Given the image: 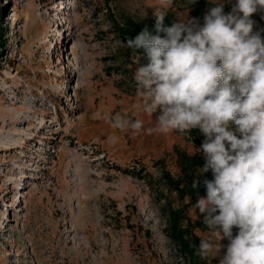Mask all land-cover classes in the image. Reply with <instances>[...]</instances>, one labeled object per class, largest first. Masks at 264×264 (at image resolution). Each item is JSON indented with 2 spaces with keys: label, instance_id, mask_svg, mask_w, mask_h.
<instances>
[{
  "label": "rangeland",
  "instance_id": "rangeland-1",
  "mask_svg": "<svg viewBox=\"0 0 264 264\" xmlns=\"http://www.w3.org/2000/svg\"><path fill=\"white\" fill-rule=\"evenodd\" d=\"M199 1L0 0V146L28 142L23 151L0 152V264H104L107 257V264H187L163 213L184 207L191 223L203 216L160 178L177 175L175 148L203 154L201 144L158 127L159 110L147 107L132 78L135 61L147 59L116 29L164 12L202 26L216 2ZM220 2L231 11L236 0ZM251 18L262 38L264 12ZM14 117L24 121L12 127ZM43 121L51 125L39 132ZM13 130L24 137L14 139ZM193 233L197 248L201 239L219 240L208 229ZM220 243L219 255L203 264H219L228 240Z\"/></svg>",
  "mask_w": 264,
  "mask_h": 264
},
{
  "label": "clouds",
  "instance_id": "clouds-1",
  "mask_svg": "<svg viewBox=\"0 0 264 264\" xmlns=\"http://www.w3.org/2000/svg\"><path fill=\"white\" fill-rule=\"evenodd\" d=\"M215 2L202 26L192 20L168 27L161 14L155 35L145 28L125 45L134 54L144 50L147 64L136 60L132 78L147 107L159 110L158 127L198 128L205 137L198 171L210 170L213 179L204 181L206 197L194 207L219 240L201 239L196 254L215 258L227 239L219 264H264V39L251 18L264 12V0H236L229 13ZM114 123L142 127L139 120Z\"/></svg>",
  "mask_w": 264,
  "mask_h": 264
},
{
  "label": "trees",
  "instance_id": "trees-1",
  "mask_svg": "<svg viewBox=\"0 0 264 264\" xmlns=\"http://www.w3.org/2000/svg\"><path fill=\"white\" fill-rule=\"evenodd\" d=\"M183 1H185L188 6L191 3L200 2L199 0ZM207 12L208 11H206V13ZM162 14H164L163 23L165 26L170 27L174 23H179L172 12H164ZM157 16L159 15L152 18H146L141 21L128 19L122 27H117L116 30L119 34L126 37L127 40L134 39L145 28H147L151 34L155 35ZM202 18L204 19V16ZM261 34L263 35L262 39H264V33L261 32ZM160 35L163 37L164 34L161 33ZM4 41V29L1 27L0 23V53L3 50ZM138 53L144 55V50L139 49ZM187 134L200 144H202L205 138L198 128L190 130ZM175 155L177 175L173 176L168 171H162L160 181L164 183L165 189L170 193H175L180 201L188 198L192 202L196 203L200 197H206V186L204 181L213 179L212 172L209 170L207 173L201 174L198 171L205 164L204 155L201 153L195 152L190 154L186 151L175 148ZM194 181H199V185L195 189L192 187ZM183 208L169 209L167 213H163L166 224V235L179 250L183 259L187 261V264H203L201 257L196 254L197 238L193 233V228L199 230H207V228L203 223V219H197L191 223V221L187 219L184 214L185 211ZM237 231L238 229H233L234 235Z\"/></svg>",
  "mask_w": 264,
  "mask_h": 264
},
{
  "label": "bare ground",
  "instance_id": "bare-ground-1",
  "mask_svg": "<svg viewBox=\"0 0 264 264\" xmlns=\"http://www.w3.org/2000/svg\"><path fill=\"white\" fill-rule=\"evenodd\" d=\"M55 31H57V33H60V28H56L55 29ZM55 36H57V35H54V40H56L55 38H57V37H55ZM55 43V42H54ZM53 43V44H54ZM55 45V44H54ZM54 45H53V48H54ZM66 87L67 86H65V84L61 87V90H63V89H66ZM68 100V99H67ZM22 118V117H21ZM9 120V125H11L12 127H14V125H17L20 121H24L23 119H20V118H11V119H8ZM47 121H43V122H40V128H39V132H41L43 129H45V128H47V127H50V125H51V123L49 124V125H47ZM39 125V124H38ZM17 127V126H16ZM11 128V127H10ZM12 135L14 136V139L15 138H17L18 137V139H19V137H24L20 132H18V131H14L13 130V132H12ZM29 137H28V139L29 140H35L36 138H37V134H34V133H32V134H29L28 135ZM21 139V138H20ZM27 141L25 140V139H23L22 138V140L21 141H17V140H12V141H10V142H8L7 144H3V145H1L0 146V152H2V151H4V152H10V153H14V152H16V150H19V149H22V151L24 150V149H26L27 148ZM22 153V152H21ZM24 179L26 180L27 178H26V176H24ZM24 182V181H23ZM14 183V181L10 184V185H12ZM18 183V182H17ZM9 185V186H10ZM88 213V212H87ZM1 226H3V223H2V225ZM69 243H70V241H69ZM95 246V245H94ZM94 248V247H93ZM113 258V257H112ZM112 258H110V257H107V258H105L104 259V264H107V262H109ZM113 264V263H112Z\"/></svg>",
  "mask_w": 264,
  "mask_h": 264
},
{
  "label": "built area",
  "instance_id": "built-area-1",
  "mask_svg": "<svg viewBox=\"0 0 264 264\" xmlns=\"http://www.w3.org/2000/svg\"><path fill=\"white\" fill-rule=\"evenodd\" d=\"M224 12H225V13H229V12H231V11L227 10V9L224 7Z\"/></svg>",
  "mask_w": 264,
  "mask_h": 264
},
{
  "label": "crops",
  "instance_id": "crops-1",
  "mask_svg": "<svg viewBox=\"0 0 264 264\" xmlns=\"http://www.w3.org/2000/svg\"><path fill=\"white\" fill-rule=\"evenodd\" d=\"M210 1V0H209Z\"/></svg>",
  "mask_w": 264,
  "mask_h": 264
}]
</instances>
